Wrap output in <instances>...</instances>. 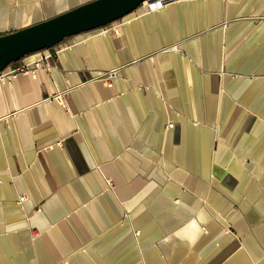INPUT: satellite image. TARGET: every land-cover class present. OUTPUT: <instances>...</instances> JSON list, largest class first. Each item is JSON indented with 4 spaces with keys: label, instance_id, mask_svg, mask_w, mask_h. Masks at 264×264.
Returning <instances> with one entry per match:
<instances>
[{
    "label": "crops",
    "instance_id": "obj_1",
    "mask_svg": "<svg viewBox=\"0 0 264 264\" xmlns=\"http://www.w3.org/2000/svg\"><path fill=\"white\" fill-rule=\"evenodd\" d=\"M89 1L0 0V35ZM63 43L0 83V264H264V0Z\"/></svg>",
    "mask_w": 264,
    "mask_h": 264
},
{
    "label": "water",
    "instance_id": "obj_2",
    "mask_svg": "<svg viewBox=\"0 0 264 264\" xmlns=\"http://www.w3.org/2000/svg\"><path fill=\"white\" fill-rule=\"evenodd\" d=\"M146 0H91L45 21L0 35V72L71 36L113 23Z\"/></svg>",
    "mask_w": 264,
    "mask_h": 264
},
{
    "label": "built area",
    "instance_id": "obj_3",
    "mask_svg": "<svg viewBox=\"0 0 264 264\" xmlns=\"http://www.w3.org/2000/svg\"><path fill=\"white\" fill-rule=\"evenodd\" d=\"M177 1L179 0H146L141 4L140 7H143L144 11L149 13V12L160 10L163 7L170 5L172 3H175ZM64 45L65 44L61 42L55 46H57L58 51H59L61 48L68 46V45H65V46ZM171 49H178V45L169 47L165 50H171ZM14 63L10 64L5 70L0 72V83H11L14 79H16L22 73L31 74L34 77H37L39 70H46V71L51 70V65L48 63H45L41 59L34 62L33 66L26 64V63L20 64V65H15ZM118 75H119V69H114V70L104 72L101 75V77H99V79L106 82L107 84H111L113 79H115ZM60 97L61 95L56 96V98H59V99ZM28 200H29V197L25 194H22L19 196V203L21 205L26 203Z\"/></svg>",
    "mask_w": 264,
    "mask_h": 264
},
{
    "label": "trees",
    "instance_id": "obj_4",
    "mask_svg": "<svg viewBox=\"0 0 264 264\" xmlns=\"http://www.w3.org/2000/svg\"><path fill=\"white\" fill-rule=\"evenodd\" d=\"M67 39V38H66Z\"/></svg>",
    "mask_w": 264,
    "mask_h": 264
}]
</instances>
